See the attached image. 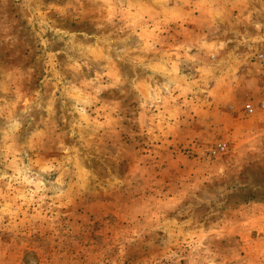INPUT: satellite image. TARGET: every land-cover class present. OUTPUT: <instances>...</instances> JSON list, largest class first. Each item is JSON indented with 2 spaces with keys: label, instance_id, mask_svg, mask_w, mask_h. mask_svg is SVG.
I'll list each match as a JSON object with an SVG mask.
<instances>
[{
  "label": "rangeland",
  "instance_id": "1",
  "mask_svg": "<svg viewBox=\"0 0 264 264\" xmlns=\"http://www.w3.org/2000/svg\"><path fill=\"white\" fill-rule=\"evenodd\" d=\"M255 205L264 0H0V264H264Z\"/></svg>",
  "mask_w": 264,
  "mask_h": 264
},
{
  "label": "crops",
  "instance_id": "2",
  "mask_svg": "<svg viewBox=\"0 0 264 264\" xmlns=\"http://www.w3.org/2000/svg\"><path fill=\"white\" fill-rule=\"evenodd\" d=\"M249 214H250L249 219L252 221L254 220L253 222L256 224H259L260 221L264 220V206L255 205L253 207V211H252V209H250ZM261 218H263V219H261ZM247 234H248V231H247ZM256 241L258 242V240H256Z\"/></svg>",
  "mask_w": 264,
  "mask_h": 264
},
{
  "label": "built area",
  "instance_id": "3",
  "mask_svg": "<svg viewBox=\"0 0 264 264\" xmlns=\"http://www.w3.org/2000/svg\"><path fill=\"white\" fill-rule=\"evenodd\" d=\"M249 112H250V113H253V112H254V109H253V108H250V109H249Z\"/></svg>",
  "mask_w": 264,
  "mask_h": 264
}]
</instances>
